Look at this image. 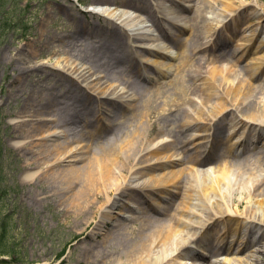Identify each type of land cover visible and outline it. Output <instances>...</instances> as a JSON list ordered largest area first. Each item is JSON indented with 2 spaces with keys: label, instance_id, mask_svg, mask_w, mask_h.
Masks as SVG:
<instances>
[{
  "label": "bare ground",
  "instance_id": "obj_1",
  "mask_svg": "<svg viewBox=\"0 0 264 264\" xmlns=\"http://www.w3.org/2000/svg\"><path fill=\"white\" fill-rule=\"evenodd\" d=\"M133 1L92 0L83 12H72V5L80 0H71L65 9L68 37L82 39L79 48L89 53L105 42L120 45L128 62L126 74L141 81L150 80V71L163 79L173 66L179 73L194 55L233 40L230 56L236 65L242 64L244 78L220 57L204 70L200 59H195L193 80L206 89L181 83L176 93L183 92L186 98L175 100L168 99L165 84L161 85L155 93L160 113H144L146 91L121 86L129 84V75L117 83L103 75L117 67V61L123 65L116 49L99 54L113 57L117 60L113 64L101 63L92 53L83 60L70 56L69 48L55 50L60 46L53 44L61 45L68 37L53 35L47 42L46 60L38 61L37 49L17 53L21 75L46 73L45 81L58 76L71 84L67 99L85 106L84 121L90 115L94 131H85L87 143L55 142L66 138V133L62 126L51 125L47 113L60 88L54 85V94H39L35 104L27 103L11 119L17 128L11 140L29 157L23 179L31 182L42 176L64 194L73 193L74 205L80 197L87 209L95 208L90 235L111 225L108 237L117 238L105 264H165L169 259L187 264L186 257L204 264L208 254L217 257L212 264H264L260 258L264 256V152L254 151L256 145H264V6L259 0H141L153 15L151 24L134 14L139 19L124 28L114 6ZM206 8L213 11L210 16L204 14ZM50 19L48 13L43 25ZM213 24L218 30L211 33ZM186 31L190 34L183 37ZM119 35H126L129 42L117 40ZM171 48L178 52L171 53ZM174 59L176 65L171 63ZM211 97L215 99L211 114L204 118L200 104ZM71 110L61 108L63 115L72 114ZM144 119L151 121L149 128ZM203 126L207 127L201 130ZM225 127L228 134L222 132ZM93 146L99 152H93ZM224 156L234 162L212 165ZM133 197L139 200L133 209L138 216L130 215L128 221L123 210L131 208ZM122 220L131 222V229ZM216 227L218 243L213 244L209 237ZM107 239L104 236L102 243L109 247Z\"/></svg>",
  "mask_w": 264,
  "mask_h": 264
},
{
  "label": "rangeland",
  "instance_id": "obj_2",
  "mask_svg": "<svg viewBox=\"0 0 264 264\" xmlns=\"http://www.w3.org/2000/svg\"><path fill=\"white\" fill-rule=\"evenodd\" d=\"M90 1L92 0L74 2L72 5L74 9L71 11L77 12L78 9L79 12H83ZM202 1L199 0L198 2ZM140 2L142 1L139 0L138 3ZM70 4L71 0H0V250L6 253L0 256V264H105V259L110 256V251L117 246V238L108 237L112 230L111 225L106 226L101 234H96L94 237L90 235L95 225V222L90 220L95 208L87 209L80 197H77L78 201L74 205L72 202L73 193L64 194V190H59L56 183L52 184L42 176L35 177L31 182L25 181L23 172L29 157L26 152L17 149L11 140L17 135L16 125L11 123V119L25 109L27 103L35 104V97L39 94H41L40 97L52 94L51 87L54 85L60 89L55 91L56 100L47 114L52 119L51 125L62 126L66 133V138L61 137L55 142L60 145L73 140L87 143L89 136L85 131H94V126L89 123L91 122L90 115L87 116L88 121H84L86 119L84 118L85 115L82 114V108L85 106H80L72 114L63 115L61 113L60 107L63 103L70 104L67 99L70 92L66 89L72 86L71 84H66L58 76H53L51 80L45 81L46 73L21 75L23 66L16 58L17 53L20 54L21 50L37 49L41 52L38 61L46 60L49 37L53 35L68 37L70 34L68 31L70 22L65 12ZM258 4L264 6V0H259ZM48 13L51 14L50 24L43 25L42 20ZM212 13L213 11L208 8L204 10L205 15L210 16ZM191 14L192 12L188 16ZM143 15L149 20L147 13ZM78 16L81 15L78 14ZM86 16L90 20L89 16ZM217 30L218 28L214 24L211 25V33ZM41 34L43 36L40 38ZM189 34L190 32L186 31L183 33V37H187ZM121 39L127 40L125 36L119 35L117 40L121 41ZM81 41L82 39L69 36L63 40V44L54 43L53 45L60 46L55 47V50L69 48L70 56L86 60L91 53L87 50L83 52L79 48ZM69 42H71V47L68 46ZM233 44L234 41L227 44L220 42L219 46H214V50L195 55L194 60L200 58L204 70L206 64L209 63V66L213 67L217 57H220L225 63L231 66L232 64L235 65L233 68L238 70L237 74H239L240 79H243L242 64H234L230 56ZM53 45L50 44L49 46L52 47ZM108 46L111 44L101 45L104 49H107ZM171 52L175 53L177 50L172 48ZM95 58L99 59V57ZM100 60V62L108 61L109 63L114 61L109 57H103ZM194 60H191L179 73L175 71V66H173L172 73L163 79H159V81L154 77L153 71H150V76L155 81L151 78L150 82L139 81L130 77L128 85H121L128 86V89L133 91L145 90L147 106L142 109L143 112L159 111L158 113H160L161 105H159L155 93L161 85L166 84L163 90L169 95L168 99L175 100L180 97L186 98L185 93H176L179 91L181 83L190 88L199 84L203 91L206 89V87L203 88L205 85H201L200 81L193 80ZM171 63L176 65L178 60H172ZM125 67L117 63V67L115 65L103 75L110 82L115 83L121 79H129V77H125ZM126 76L128 75L126 74ZM51 91L52 93H50ZM197 100L200 102L201 98L198 97ZM207 100L209 101L200 104L204 118L207 115L210 116L211 105L215 99L211 97ZM84 122H87V127H84ZM144 123L149 128L151 121L144 119ZM202 124L205 125L204 122ZM206 127L203 126L201 130ZM222 132L224 134L229 133L227 127ZM233 139L232 136L229 143ZM99 150L97 146L92 147L93 152H99ZM256 151L264 152V146L258 145ZM224 162L233 163L234 160L224 157L214 162L213 165H222ZM183 166L186 165L182 164ZM129 203L136 204V197H133ZM129 211L128 208L123 210V213L126 214ZM148 214L151 212L149 211ZM87 221L89 224L85 225ZM217 232L218 228L216 227L209 238L215 241L218 237ZM104 236L108 238L106 242H108L109 247L102 243ZM260 258L264 260V256H260ZM211 260H214V256L208 257V261L211 262ZM178 262L175 259H169L165 264H178Z\"/></svg>",
  "mask_w": 264,
  "mask_h": 264
},
{
  "label": "trees",
  "instance_id": "obj_3",
  "mask_svg": "<svg viewBox=\"0 0 264 264\" xmlns=\"http://www.w3.org/2000/svg\"><path fill=\"white\" fill-rule=\"evenodd\" d=\"M0 252L3 253V254L5 253L3 250H0Z\"/></svg>",
  "mask_w": 264,
  "mask_h": 264
}]
</instances>
